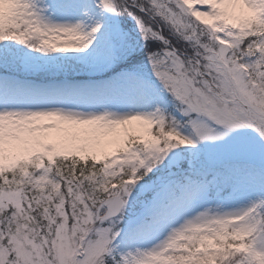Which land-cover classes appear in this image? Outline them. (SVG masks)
<instances>
[{"label":"snow or ice","instance_id":"snow-or-ice-1","mask_svg":"<svg viewBox=\"0 0 264 264\" xmlns=\"http://www.w3.org/2000/svg\"><path fill=\"white\" fill-rule=\"evenodd\" d=\"M0 264H264V0H0Z\"/></svg>","mask_w":264,"mask_h":264}]
</instances>
